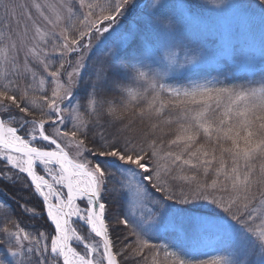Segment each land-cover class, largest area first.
<instances>
[{
	"label": "snow or ice",
	"instance_id": "snow-or-ice-1",
	"mask_svg": "<svg viewBox=\"0 0 264 264\" xmlns=\"http://www.w3.org/2000/svg\"><path fill=\"white\" fill-rule=\"evenodd\" d=\"M0 264H264V0H0Z\"/></svg>",
	"mask_w": 264,
	"mask_h": 264
},
{
	"label": "trees",
	"instance_id": "trees-1",
	"mask_svg": "<svg viewBox=\"0 0 264 264\" xmlns=\"http://www.w3.org/2000/svg\"><path fill=\"white\" fill-rule=\"evenodd\" d=\"M124 210L123 201L120 199H113L110 209V214L112 216H119L121 215L122 211Z\"/></svg>",
	"mask_w": 264,
	"mask_h": 264
},
{
	"label": "rangeland",
	"instance_id": "rangeland-1",
	"mask_svg": "<svg viewBox=\"0 0 264 264\" xmlns=\"http://www.w3.org/2000/svg\"><path fill=\"white\" fill-rule=\"evenodd\" d=\"M82 231H83V229H82Z\"/></svg>",
	"mask_w": 264,
	"mask_h": 264
}]
</instances>
